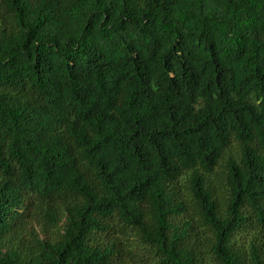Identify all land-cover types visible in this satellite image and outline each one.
I'll list each match as a JSON object with an SVG mask.
<instances>
[{"label": "trees", "instance_id": "trees-1", "mask_svg": "<svg viewBox=\"0 0 264 264\" xmlns=\"http://www.w3.org/2000/svg\"><path fill=\"white\" fill-rule=\"evenodd\" d=\"M0 264H264V0H0Z\"/></svg>", "mask_w": 264, "mask_h": 264}]
</instances>
